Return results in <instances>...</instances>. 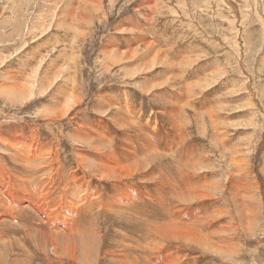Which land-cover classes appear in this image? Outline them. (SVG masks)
Instances as JSON below:
<instances>
[{
	"label": "rangeland",
	"instance_id": "rangeland-1",
	"mask_svg": "<svg viewBox=\"0 0 264 264\" xmlns=\"http://www.w3.org/2000/svg\"><path fill=\"white\" fill-rule=\"evenodd\" d=\"M68 103L74 104V109L69 118L63 120L60 115ZM128 107L137 112L139 123L147 124V132L155 131L158 141L152 139L146 152L134 140L140 141L137 124H131L132 119L129 121L124 116ZM122 116L125 118L121 121ZM6 119L12 122L7 125ZM46 122L50 124L47 127ZM85 124L89 125L86 127ZM12 125L23 130L25 135ZM79 125L84 126L83 129L79 127L81 131ZM97 125L104 126L100 129L104 133L97 130ZM88 126L97 131L85 130ZM7 128L22 137L34 132L31 130L37 133L39 129L42 134L37 135H41L43 144L50 142L48 145L56 149L64 173L73 169L81 175L75 169L74 161L87 159L84 164L94 165L93 157L98 148L99 153L101 150L108 152L110 159L115 155L111 160L116 157L119 161L125 158L123 153L127 147L135 148L134 151L128 149L129 158L116 166L123 174L131 173L134 168L130 186L136 187V193L147 201L144 206L140 201L133 203L144 210L137 209L141 213L133 211V203L130 208L114 204L109 199L116 191L110 187L113 182L105 181V185L98 180L92 182L93 189L89 188V191L97 192L100 197L98 202L94 201L99 205L96 211L106 216L109 211L112 213L109 214L111 218L96 219V231L104 230L101 237L89 232L84 224V241L80 243L74 239L76 263L85 260L78 264H113L115 260L114 264H119V259H115L117 253H114L116 256L113 254L114 260L108 258L110 261L107 254L117 250L118 241L124 240V235L132 240L146 239L151 232L159 234V228H169L174 223L173 205H179L176 198L186 193V190H178L179 183L175 179L186 172L193 183L186 193L188 198L194 199L195 191H199L196 197L205 194L198 202L186 207L210 209V219L214 216L209 222L213 235L210 241L220 245L217 251L208 253L210 257L204 256L206 260L200 253L182 252L180 255L191 259L197 255L195 264H264V0H0V130L10 134ZM99 135L109 136L110 141L107 139L108 142L98 144ZM126 139H133L134 143ZM128 143L131 146H127ZM117 151L121 155L118 156ZM84 172H88L87 167ZM148 173L151 175H146ZM145 209L150 216L144 214L147 213ZM124 210L128 214H124ZM159 210H164L163 214L166 210V214L160 212V215ZM220 211L221 215L218 214ZM106 221L108 223H104ZM12 226L3 227L9 238L16 235L17 230L14 231ZM211 234L208 233L210 239ZM105 249L109 252L103 251ZM39 257L31 264H47L45 259L48 257L55 259L57 264H70L66 263L67 258L59 260L49 251Z\"/></svg>",
	"mask_w": 264,
	"mask_h": 264
},
{
	"label": "bare ground",
	"instance_id": "bare-ground-1",
	"mask_svg": "<svg viewBox=\"0 0 264 264\" xmlns=\"http://www.w3.org/2000/svg\"><path fill=\"white\" fill-rule=\"evenodd\" d=\"M55 99V98H54ZM69 102V101H68ZM73 103H75L74 101H72ZM58 104V103H57ZM26 108V107H25ZM130 107L127 108V112H125V117L127 120H131V124L136 123L138 126V130L140 133V136H134L137 137L140 141H137L136 139H134L138 145H140V147H142L143 149L147 148L149 145V142L154 139L156 141H158L157 136L154 135L155 131L153 132H147L148 126L147 124L144 122V124L139 123V117L137 116V112H133L129 109ZM55 109V108H54ZM74 109V104L71 105L70 103L67 104L66 108L63 110L62 115H60L61 113H59L60 116L64 117L63 120L65 118H69V114H71V110ZM43 111V110H42ZM51 111V110H50ZM48 109V112H50ZM54 111V110H53ZM57 111V109L55 110ZM54 111V112H55ZM60 111V110H58ZM62 111V110H61ZM131 111V112H130ZM41 112V111H40ZM52 112V111H51ZM57 113V112H56ZM56 113H54L56 115ZM50 114V113H49ZM48 114V115H49ZM54 114H50V115H54ZM47 115V116H48ZM59 115L57 117H59ZM153 115V114H152ZM46 116V117H47ZM121 117V121L123 120ZM45 117V118H46ZM124 117V118H125ZM6 118V117H5ZM9 118V117H8ZM37 118V117H36ZM44 118V119H45ZM14 118H12L11 120H13ZM18 119V118H17ZM43 119V118H42ZM47 119H50L49 117ZM46 119V120H47ZM53 119V118H52ZM58 119V118H57ZM56 119V120H57ZM7 120V119H6ZM15 120V119H14ZM35 120V119H34ZM60 122V118L58 119ZM71 120V119H69ZM156 120V119H155ZM8 121V120H7ZM26 121V120H25ZM49 121V120H48ZM68 121V120H67ZM100 121V120H99ZM12 122V121H11ZM10 119L9 121L6 123L8 125V123H11ZM92 122V121H91ZM96 122V121H94ZM98 122V121H97ZM102 122V120H101ZM127 122V121H125ZM20 123V122H19ZM18 123V125H19ZM24 122H22V125ZM29 123V122H28ZM33 123V122H31ZM47 123V122H46ZM71 123V122H70ZM78 123V122H76ZM99 123V122H98ZM97 123V124H98ZM103 123V122H102ZM13 124V123H12ZM49 123L46 124V127L48 126ZM80 124V123H78ZM84 124V123H83ZM5 125V124H4ZM6 125V127H7ZM21 125V128H22ZM28 125V124H27ZM30 125V124H29ZM34 125V124H33ZM41 125V124H40ZM39 125V126H40ZM50 125V124H49ZM69 125V124H68ZM67 125V126H68ZM81 125V124H80ZM78 126L81 127V126ZM86 125V124H85ZM89 125V124H87ZM86 125V127H87ZM93 125V123H92ZM104 125V124H103ZM13 126V125H12ZM11 126V127H12ZM35 126V125H34ZM38 126V125H37ZM42 126V125H41ZM55 126V124H54ZM72 126V125H71ZM75 126V125H74ZM5 127V128H6ZM10 127V126H8ZM15 126H13L14 128ZM28 127V126H27ZM44 127V126H43ZM42 127V129H44ZM50 127V126H49ZM90 126H88V128H86L85 130L88 131V129ZM95 127V126H94ZM104 127V126H103ZM100 125H97V130L100 132V129L103 128ZM153 127V126H152ZM156 125H154V129H155ZM1 128H3L1 126ZM4 128V129H5ZM12 128V129H13ZM19 128V127H18ZM20 128V129H21ZM33 128V126H32ZM39 128V127H38ZM37 128V129H38ZM82 128V127H81ZM81 128L80 131H81ZM84 128V126H83ZM82 128V129H83ZM9 131H11L9 128H7ZM15 129V128H14ZM30 129V127H29ZM57 129V128H56ZM74 129H76V127H74ZM78 129V131H79ZM104 129V128H103ZM6 130V129H5ZM18 130V129H15ZM51 130V129H50ZM77 130V129H76ZM91 130H94L93 128ZM97 130H94L97 131ZM102 130V129H101ZM7 131V130H6ZM20 130H18L19 132ZM23 131V130H22ZM20 131V132H22ZM26 131V130H25ZM24 131V132H25ZM29 131V130H27ZM34 131L32 132L29 136L26 137H22L21 135H19V133H11L10 134H5V132L3 133L0 130V149L5 151L4 154H2L3 152L0 151V264H27V262H33L34 260H37L39 255L41 253H46L47 251H49L50 253H53L56 255L57 259H61V260H65L66 259V263H70V264H78V263H82V262H78L76 263L74 254L77 251L76 248H74L75 244H74V239L75 240H79L80 243H82L84 241V238L82 236V232H83V228H84V224L86 223L87 227H88V231L91 232L92 234H95L98 237H101L104 235V230L101 232H97L96 229L94 228L95 224H96V219L98 217L102 218V220L106 217L109 216V214H111L112 212L109 211L108 216H106V214L104 215L103 212L99 213L96 211V208L99 207V205H95L96 202H94L95 200H100L99 195L97 192H90L89 188H92L91 184L92 182H96L97 180L101 183H104V185L106 184L105 181L107 182H113L110 184V187L112 186V188L116 191H114L113 193L110 190V196L109 199L111 201L114 202V204L119 205L120 207L123 205H128L125 206L127 208H130V206L132 205L133 202H138L140 201V205L142 204V206H144V203H146L147 199L143 196L141 197L138 193H136V185H134L133 187H135V189L131 188L130 186V181H131V177L133 176L132 171H134L132 169V171H130L131 173H129L128 171H126L125 167L123 166L124 170L126 171V174H123V171L121 170V168L119 169V166H116V164H121L124 159L126 158L127 160V152L128 149H133L134 151V147L132 146V148L127 147L128 149H125L124 144L125 139H124V144L122 145V147L127 150L124 153L122 150L119 149V147L117 146L116 148H118V151H122L121 154H126V156H124L125 158L123 159V157H120L123 159V161H119L116 160L117 158H113V156L115 155H111V159L109 158V153L102 151L101 149V153L98 152L99 148L97 151H95V153L97 152V155L94 156L93 158H95L96 163L94 165H86L83 163L84 160L87 159H83L82 160L78 159L75 160V169H77L79 172H81V175H77L76 170H69L66 173H64L62 171V165L60 164V158L58 153H56V149H52V147H50V142L47 144V142H45L46 144H43L42 142V138L41 135H39L41 133V131L38 132L39 133L37 135L36 130H31ZM53 131V130H51ZM50 131V132H51ZM67 131V130H66ZM70 131V130H69ZM83 132H85L84 130H82ZM90 131V130H89ZM107 131V130H106ZM113 131V130H112ZM129 131V130H128ZM127 131V132H128ZM136 131V130H135ZM134 131V132H135ZM2 132V133H1ZM15 132V131H14ZM62 132V131H61ZM97 132L98 134H100L101 132L104 133L103 131H101L100 133ZM23 133V132H22ZM29 133V132H28ZM27 133V134H28ZM49 133V132H48ZM70 133V132H69ZM73 133V132H72ZM71 133V134H72ZM90 132H87V134H89ZM101 133V134H102ZM126 133V131H125ZM131 133V131L129 132ZM128 133V134H129ZM21 134V133H20ZM25 135V133H23ZM22 134V135H23ZM42 134V133H41ZM50 134V133H49ZM53 134V133H51ZM63 134V133H62ZM66 134V132H65ZM75 134V133H74ZM78 134V133H77ZM83 134V133H82ZM81 134V135H82ZM86 134V133H85ZM92 134V133H90ZM112 134V133H111ZM44 137L47 136L45 134H43ZM61 135V133H60ZM69 135V134H68ZM67 135V136H68ZM96 135V134H95ZM105 135V134H104ZM127 135V134H126ZM135 135V134H134ZM50 136V135H49ZM48 136V137H49ZM73 136V135H71ZM70 136V138H71ZM89 136V135H88ZM92 136H94L92 134ZM103 136V135H101ZM99 135V138L97 139L98 144L102 142H108L107 139L109 140V136L106 137H101ZM106 136V135H105ZM129 136V135H128ZM143 136V137H141ZM46 137V139L48 138ZM61 137V136H60ZM77 137V136H76ZM96 137V136H95ZM115 137V136H114ZM118 137V136H117ZM124 137V136H123ZM141 137V138H140ZM54 138V137H53ZM59 138V137H58ZM63 138V137H62ZM86 138V137H85ZM89 138V137H88ZM111 138V137H110ZM121 138V137H119ZM128 138V137H127ZM130 138V136H129ZM132 138V137H131ZM50 139L52 140V137L50 136ZM49 139V140H50ZM56 139V136L55 138ZM53 139V141H54ZM69 139V137H68ZM66 139V140H68ZM79 140V138H77ZM91 139V138H90ZM115 139V138H114ZM121 139V142L123 141ZM132 139V140H133ZM178 139V138H177ZM57 140V139H56ZM60 140V139H59ZM77 141L76 139H73L72 141ZM81 140V139H80ZM79 140V141H80ZM113 140V139H112ZM111 140V141H112ZM117 140V139H116ZM120 140V139H119ZM130 142H132V140L130 139H126ZM148 140V141H146ZM51 142L54 143L56 145L55 142ZM84 141V139H83ZM82 141V142H83ZM92 141V140H91ZM110 141V140H109ZM66 142V141H65ZM78 142V141H77ZM89 143V140L87 141ZM114 142V140H113ZM120 142V144H121ZM75 143V142H73ZM79 144H81V142H78ZM86 143V141H85ZM86 143V144H88ZM93 143V142H92ZM110 143V142H109ZM134 143V142H132ZM152 143V142H150ZM60 144V142H59ZM58 144V145H59ZM91 144V142L89 143ZM95 144V143H94ZM92 144V145H94ZM127 144V143H126ZM130 144V143H128ZM136 144V145H137ZM156 144V143H155ZM154 144V145H155ZM78 145V144H77ZM76 145V146H77ZM85 144H83L84 147ZM97 145V144H95ZM94 145V147H95ZM110 145V144H107ZM113 145V144H112ZM117 145V144H116ZM119 145V144H118ZM52 146V145H51ZM82 146V145H81ZM104 146V145H103ZM127 146H131L127 145ZM152 146V145H151ZM59 147V146H58ZM63 147V146H62ZM79 147V146H78ZM93 147V149H95ZM99 147V146H97ZM96 147V149H97ZM115 147V146H113ZM121 147V149H122ZM154 147V146H153ZM82 148V147H81ZM80 148V149H81ZM92 148V147H91ZM89 148V149H91ZM102 148V147H100ZM110 151H111V147ZM156 148V146H155ZM160 148V147H159ZM60 149V148H59ZM58 149V150H59ZM74 149V148H73ZM79 149V148H78ZM92 149V150H93ZM104 149V148H103ZM142 149V150H143ZM54 150V151H53ZM72 150V149H71ZM85 150V149H84ZM87 150V149H86ZM91 150V151H92ZM107 150V148H106ZM115 150V149H114ZM113 150V151H114ZM129 150V152H130ZM94 151V150H93ZM112 151V152H113ZM118 151L116 152V154H118ZM141 151V150H140ZM144 151V150H143ZM153 150H151L152 152ZM2 152V153H1ZM74 152L71 151L70 154ZM82 152V151H80ZM77 152V153H80ZM84 152V151H83ZM89 152V150H88ZM84 153V154H88ZM105 152V153H102ZM146 152V149H145ZM144 152V153H145ZM159 152V151H158ZM99 153V154H98ZM154 152H152L153 154ZM73 154V153H72ZM82 154V153H80ZM120 153L118 154L121 155ZM136 152H135V156H136ZM156 154V153H155ZM62 155V154H61ZM74 155H76V153H74ZM91 155V154H90ZM90 155L85 156L86 158H90ZM130 155H132V157H134V155L132 154V151L130 152ZM138 155V154H137ZM142 155V154H140ZM145 155V154H144ZM83 156V155H82ZM81 156V157H82ZM108 156V157H107ZM123 156V155H122ZM155 156L154 154L152 155V157ZM185 156V155H184ZM73 157V156H72ZM76 157V156H75ZM107 157V158H106ZM131 157V156H130ZM141 157V156H140ZM157 157V156H156ZM7 160V162L9 163H4L3 159ZM119 158V159H120ZM129 158V157H128ZM136 157H134L135 159ZM139 158V155H138ZM143 158V157H141ZM145 158V156H144ZM68 159V158H67ZM91 159V158H90ZM111 161H110V160ZM131 159V158H130ZM133 159V158H132ZM125 160V162L127 163V161ZM129 160V159H128ZM144 160V159H142ZM154 160V158H153ZM152 160V161H153ZM88 161V160H87ZM132 161V160H131ZM129 161L128 164L131 162ZM135 161V160H133ZM140 161V159H139ZM147 161V160H146ZM73 162V163H74ZM137 162V161H136ZM142 162V161H141ZM148 162V161H147ZM71 162V164H73ZM91 164V163H90ZM127 164V165H128ZM131 164V163H130ZM144 164V162H143ZM149 164V163H148ZM133 165V164H132ZM131 165V166H132ZM134 165H136L134 163ZM151 165V164H150ZM120 166V167H122ZM138 166V164H137ZM145 166V165H144ZM149 166V165H148ZM148 166L146 169H148ZM152 166V165H151ZM150 166V168H151ZM166 166V165H165ZM11 167V168H10ZM73 167V166H72ZM87 167L88 168V172H84V168ZM118 167V168H117ZM134 167V166H132ZM129 168V167H128ZM144 168V167H143ZM153 168V167H152ZM139 169V168H138ZM14 170V171H12ZM142 170V169H141ZM140 170V171H141ZM165 170V169H163ZM86 171V169H85ZM138 171V170H136ZM142 171H145L142 170ZM152 172V170H150ZM155 171H157V169H155ZM159 171V170H158ZM154 172V171H153ZM134 173V172H133ZM142 173V172H141ZM147 173V172H145ZM155 173V172H154ZM160 173V172H159ZM178 173V171H177ZM136 174V173H135ZM138 174V173H137ZM179 174V173H178ZM143 175V174H142ZM146 175H149L146 174ZM151 175V174H150ZM149 175V176H150ZM136 176V175H135ZM148 176V177H149ZM154 176V174H153ZM159 176V175H158ZM166 176V175H164ZM147 177V176H146ZM131 178V179H130ZM142 178V177H141ZM152 178V177H151ZM150 178V179H151ZM155 178V177H154ZM148 179V178H147ZM146 179V181L148 182V180ZM153 179V178H152ZM158 179V177H157ZM163 179V178H162ZM161 182H164L162 181ZM167 179V178H166ZM165 179V180H166ZM174 179V178H173ZM143 180V179H142ZM171 180V179H170ZM177 180V182L179 183L178 190L183 192L184 190H186V193H189V189L192 187V181H191V177L184 172L183 174H180L179 177L177 176V178L175 179ZM137 181V180H136ZM151 181V180H149ZM167 181H169L167 179ZM166 181V182H167ZM152 182V181H151ZM155 182V180L153 181ZM174 182V181H173ZM172 182V183H173ZM228 182V181H227ZM231 182V181H230ZM129 183V184H127ZM133 183V182H132ZM138 183H140L138 181ZM142 183V182H141ZM150 184V182H148ZM147 183V184H148ZM168 184L170 182H167ZM176 183V182H175ZM173 183V184H175ZM109 184V183H108ZM146 184V183H145ZM162 184V183H161ZM167 184V185H168ZM103 185V184H102ZM154 185V184H153ZM166 185V183L164 184V186ZM177 185V184H176ZM72 186V187H71ZM118 186L119 189L117 188ZM162 186V185H160ZM169 186V185H168ZM171 187H173L174 190V186L170 185ZM137 187H139L137 185ZM141 187V186H140ZM150 187V186H149ZM167 187V186H166ZM164 187V188H166ZM175 187V188H177ZM236 187V186H235ZM98 188V187H97ZM104 188V187H103ZM102 188V189H103ZM117 188V189H116ZM146 188V185H145ZM148 188V187H147ZM162 188V187H161ZM93 189V188H92ZM107 189V188H106ZM105 189V190H106ZM112 189V190H113ZM140 189V188H139ZM137 188V190H139ZM142 189V188H141ZM154 189V188H153ZM89 191V196H88V191ZM101 191V189H99ZM143 190V189H142ZM148 190V189H147ZM151 190V189H150ZM156 190V189H155ZM170 190V189H169ZM172 190V188H171ZM103 191V190H102ZM101 191V192H102ZM159 191V190H157ZM162 191V190H160ZM175 191V190H174ZM100 192V193H101ZM139 193H141L140 191H138ZM156 192V191H155ZM165 192V191H164ZM168 192V191H167ZM196 192L199 191H195V195L197 194ZM103 193L105 194V192L103 191ZM102 193V194H103ZM152 193V192H150ZM162 193V192H161ZM186 193H182L179 197H180V201H179V197L176 198L178 199V203L179 205H173L174 207L172 208L174 211V216L172 214V218L169 214V212H167L169 214V218H171L173 220L174 223L173 226H171L172 224H170L169 228H159L158 227H154L156 228L159 234H154L153 232H151V236L146 237V239H141L139 238V240H132L130 238H127L126 235H124V237L126 238H122L124 240L118 241L116 238V240L118 241L119 245H117L118 247L117 250H113L112 252L108 253L109 250H103V251H108L107 253V259L108 258H112L115 255L114 253H117L118 255L115 257V259H119L118 261L119 264H195L197 261V259L195 260V257L197 258L198 256L196 255L195 257H193L192 259L190 258V256H186V255H180L182 254V252H190L192 253V255L194 253H200L202 254L203 258L204 256H211L210 252H214L217 251V248L219 247L218 244L215 241H210L213 240L212 239V227L210 226L211 221H213L214 216L212 217L211 215V219H210V209L209 210H205L204 208L198 209L195 208L190 209L192 207H186L187 205L189 206L191 203H195L198 202V200H200L202 197H204L205 194H203L202 196L196 197L194 195V199L193 198H188ZM142 194V193H141ZM154 194V193H153ZM152 194V195H153ZM157 194V193H155ZM159 194V193H158ZM172 194L169 192V195ZM191 194V193H190ZM194 194V193H192ZM160 195V194H159ZM168 195V194H167ZM102 196V195H101ZM107 196V194H106ZM158 197V195H155ZM161 196V195H160ZM164 196V194H163ZM103 197V196H102ZM108 197V196H107ZM147 197H150V195H147ZM164 197H167L166 194ZM153 198V197H151ZM206 198L208 199V196L206 195ZM205 198V199H206ZM167 199V198H166ZM107 200V199H105ZM104 200V201H105ZM144 200V201H143ZM146 200V201H145ZM188 202H185V201ZM166 201V200H165ZM150 202V200H149ZM152 202V201H151ZM155 202V201H154ZM154 202L152 203V205L154 204ZM148 203V202H147ZM102 204V203H101ZM106 204V203H105ZM111 204V202L109 203ZM131 204V205H130ZM135 204V203H133ZM139 204V203H138ZM161 204V203H160ZM167 204V203H166ZM104 205V204H103ZM130 205V206H129ZM158 205V204H157ZM164 205V204H163ZM161 205V206H163ZM168 205V204H167ZM107 206V205H106ZM115 206V205H114ZM148 206V205H147ZM154 206V205H153ZM160 206V205H158ZM169 206V205H168ZM172 206V205H171ZM169 206V207H171ZM116 207V206H115ZM118 207V206H117ZM119 207V208H120ZM133 207V206H132ZM139 207V206H138ZM149 207V206H148ZM147 207V210H148ZM157 206H155L156 208ZM165 207V206H164ZM113 208V207H112ZM118 208V209H119ZM140 208V207H139ZM137 208V204H135V207L133 208V211L136 210V212H139V210L143 209H139ZM160 208V207H159ZM157 208V209H159ZM162 208V207H161ZM168 208V207H167ZM200 208V207H199ZM98 209V208H97ZM123 209V207H122ZM132 209V208H131ZM135 209V210H134ZM139 209V210H137ZM151 209V208H150ZM156 209V210H157ZM163 209V208H162ZM165 209V208H164ZM103 210V208H102ZM110 210V209H109ZM144 210V209H143ZM145 209V211H147ZM167 210V209H166ZM166 210H165V214H166ZM101 211V208H100ZM105 211V210H104ZM119 211V210H118ZM164 210L160 211L159 210V214L161 212L162 215ZM170 211V210H169ZM239 211V210H238ZM123 212V211H122ZM129 212V211H128ZM241 212V211H239ZM117 213V212H116ZM119 213V212H118ZM127 213V211H126ZM125 210H124V214ZM134 213V212H133ZM141 213V212H139ZM138 213V214H139ZM143 213V212H142ZM158 213V212H157ZM214 213V212H213ZM123 214V213H121ZM123 214V215H124ZM128 214V213H127ZM130 214V213H129ZM137 214V213H136ZM144 214H148L145 212ZM160 214V215H161ZM168 214L166 217H168ZM218 214H222L221 211ZM120 215V214H119ZM132 215V214H131ZM135 215V214H134ZM133 215V216H134ZM146 215V216H147ZM113 216V215H112ZM118 216V215H117ZM137 216V215H136ZM145 215H143L144 217ZM150 216V215H149ZM148 216V217H149ZM110 217V216H109ZM116 217V216H115ZM129 217V216H128ZM139 217V216H138ZM137 217V219H138ZM99 218V219H100ZM111 218V217H110ZM127 218V217H126ZM133 218V217H132ZM142 218V217H141ZM155 218H156V212H155ZM162 218V217H161ZM195 221H193V219H195ZM220 217H218L219 219ZM104 219V220H105ZM119 220L121 219V215L120 218H118ZM125 219V216H124ZM144 219V218H143ZM142 219V220H143ZM147 219V218H146ZM150 219V218H149ZM148 219V221H149ZM159 219V218H158ZM156 219V220H158ZM165 219V218H164ZM101 220V221H102ZM123 220V218H122ZM136 220V219H134ZM145 220V219H144ZM161 220V219H160ZM159 220V222H160ZM163 220V218H162ZM170 220V221H172ZM192 220V221H191ZM115 221V220H114ZM128 221V220H127ZM126 221V222H127ZM137 221H140L139 219ZM155 221V220H153ZM164 221V220H163ZM191 222L189 224V222ZM218 221V220H217ZM103 222V221H102ZM116 222V221H115ZM118 222V220H117ZM116 222V223H117ZM126 222L124 224H126ZM131 222V220H130ZM143 221H141L142 223ZM147 222V221H146ZM162 222V221H161ZM166 222V221H165ZM169 222V221H168ZM255 222V221H254ZM98 223V221H97ZM104 223H108L107 221ZM129 223V221H128ZM136 223V222H135ZM134 223V224H135ZM164 223V222H163ZM7 224H11L14 225V231H16V235H14L13 237L8 236V233L5 234L6 231H4L3 227ZM100 224V223H99ZM123 224V223H122ZM133 224V223H132ZM157 224V223H155ZM169 224V223H168ZM229 224V223H228ZM137 225V224H136ZM148 225V224H147ZM163 225V224H162ZM254 225V224H253ZM103 226V225H102ZM107 226V225H106ZM120 226V225H119ZM118 226V227H119ZM123 226V225H122ZM126 226V225H125ZM128 226V225H127ZM131 226V224L129 225ZM133 225V229H134ZM151 226H154L153 224H151ZM165 226V225H164ZM225 226V225H224ZM11 227V228H12ZM121 227V226H120ZM138 227V225H137ZM228 227V225H227ZM237 227V226H236ZM254 227V226H253ZM252 227V228H253ZM9 228V227H8ZM7 228V229H8ZM86 228V227H85ZM126 228V227H125ZM141 228V227H140ZM153 227H149V229ZM226 228V227H225ZM229 228V227H228ZM231 228V227H230ZM234 228V227H232ZM102 229V228H101ZM113 229V228H112ZM129 229V228H128ZM142 229V228H141ZM12 230V229H11ZM86 229H84L85 231ZM135 230V229H134ZM133 230V231H134ZM137 230V229H136ZM226 230V229H225ZM232 230V229H230ZM108 231V230H107ZM106 231V232H107ZM125 231V230H124ZM130 231V230H129ZM140 231V230H139ZM151 231V230H150ZM149 231V232H150ZM154 231V230H153ZM203 231H207L209 233V235L211 234V239L208 236V233L205 235L203 234ZM9 232V229L8 231ZM13 232V231H12ZM18 232V234H17ZM132 232V231H130ZM147 232V233H149ZM224 232V231H223ZM109 233V232H108ZM106 233V235L108 234ZM133 233V232H132ZM138 233V232H137ZM89 234V233H86ZM115 234V232H114ZM121 234V231H120ZM124 234V233H122ZM121 234V235H122ZM134 234L135 231H134ZM226 234V233H225ZM105 235V236H106ZM109 235V234H108ZM107 235V236H108ZM113 235V234H112ZM116 235V234H115ZM114 235V236H115ZM119 234H117L118 236ZM205 235V236H203ZM222 235V234H221ZM228 235V233H227ZM87 236V235H86ZM123 236V235H122ZM135 236V235H134ZM147 236V235H146ZM89 237V235H88ZM129 237V236H128ZM145 237V236H144ZM105 238V237H104ZM121 238V237H120ZM223 238V237H222ZM92 240V238H90ZM95 239V238H94ZM220 239V238H219ZM86 240H88V238H86ZM85 240V241H86ZM231 240V239H230ZM106 240H104L105 242ZM100 243L102 241H99ZM104 242H102L104 244ZM110 242V241H109ZM218 242V241H217ZM221 243V241H219ZM79 243V244H80ZM112 243V242H111ZM115 243V242H114ZM113 243V244H114ZM117 243V244H118ZM227 244V242H224ZM78 244V243H77ZM85 244V242L83 243ZM230 244V243H229ZM89 245V244H88ZM98 245V244H97ZM100 245V244H99ZM105 245V244H104ZM110 245V244H109ZM220 245V244H219ZM78 246V245H76ZM102 247V245H100ZM113 246V245H112ZM110 246V247H112ZM100 247V248H101ZM107 248L108 246H104V248ZM109 247V248H110ZM115 247V246H113ZM225 247V246H224ZM78 248H81L78 247ZM88 248V247H87ZM92 248V247H91ZM94 248V247H93ZM108 248V249H109ZM111 249V248H110ZM76 250V251H75ZM91 250V249H90ZM95 250V249H94ZM101 250V249H100ZM89 252V251H87ZM99 252V251H98ZM33 253V254H32ZM189 253V254H190ZM81 254V253H80ZM93 254V253H92ZM106 254V253H104ZM114 254V255H113ZM186 254V253H185ZM218 254V253H217ZM46 255V254H45ZM77 255V254H76ZM97 255V254H96ZM101 255V254H100ZM99 255V256H100ZM47 256V255H46ZM49 256V254H48ZM54 256V255H53ZM52 256V257H53ZM88 256V255H87ZM105 256V255H104ZM131 256V258H130ZM51 257V256H50ZM79 257V255L77 256ZM101 257V256H100ZM99 257V260H102ZM103 257V256H102ZM201 257V256H199ZM219 257V256H217ZM40 258V257H39ZM81 258V257H79ZM98 258V257H97ZM132 259L131 261H129V259ZM202 258V257H201ZM2 260H5L3 262H1ZM39 260V259H38ZM55 260V259H54ZM54 260L49 259V257L47 259H45V261H47L48 263L52 264H57ZM83 260V259H82ZM94 260V258H93ZM98 260V259H97ZM109 260V259H108ZM116 260V261H117ZM128 260V261H127ZM200 260V259H199ZM203 260V259H202ZM204 260H206L204 258ZM208 260V259H207ZM214 260V259H213ZM7 261V262H6ZM81 261V260H80ZM95 261V260H94ZM110 261V260H109ZM117 261V262H118ZM211 261V260H210ZM38 262V261H37ZM40 262V261H39ZM60 262V261H59ZM100 262V261H97ZM113 264L115 262L112 261ZM209 262V261H208ZM207 262V263H208ZM47 263V264H48ZM85 263V260L84 262ZM91 263V262H90ZM96 263V262H95ZM101 263V262H100ZM103 263H104V259H103ZM213 263V262H212ZM33 264V263H32ZM37 264V263H35ZM41 264V263H40ZM46 264V263H45ZM98 264V263H97ZM108 264V263H106ZM117 264V263H115ZM203 264V263H202ZM206 264V263H205Z\"/></svg>",
	"mask_w": 264,
	"mask_h": 264
}]
</instances>
